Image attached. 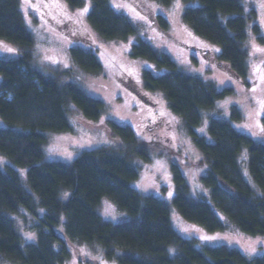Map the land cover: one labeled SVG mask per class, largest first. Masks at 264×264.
<instances>
[{"label":"trees","instance_id":"trees-1","mask_svg":"<svg viewBox=\"0 0 264 264\" xmlns=\"http://www.w3.org/2000/svg\"><path fill=\"white\" fill-rule=\"evenodd\" d=\"M60 1L69 12L85 3ZM91 1L88 22L105 40H128L139 34L138 28L112 7L111 0ZM152 1L168 5L172 0ZM184 3L186 29L220 51L192 45L186 48L247 87L253 86L256 77L260 80L264 72L250 75L245 49L250 28L264 42V28L256 12L247 10L242 0ZM23 4V0H0V41L24 50L16 59L0 57V118L7 124L0 127V156L8 161L5 169L0 166V262L66 264L71 258L70 246L84 244L99 246L105 258L117 264H264V255L251 258L228 244L199 248L197 239L177 231L170 205L144 195L135 186L140 170L134 158L150 162L152 155L143 145L137 146L134 129L124 119H109L108 126L132 146L127 152L96 148L83 152L70 165L46 159L49 134L73 132V107L91 121L100 120L109 111L103 101L78 85L63 83L39 69L32 51L36 41L25 23ZM47 18L71 41L70 55L80 69L91 74L104 71V64L89 48L88 34L66 15ZM150 20L159 30L168 31L163 16ZM130 56L147 61L157 71L165 70L162 74L144 70V88L165 95L171 111L185 119L188 133L203 155L200 164L206 173L201 182L210 193L206 199L210 197L212 202L191 196L188 179L173 163V205L178 214L209 232L224 231L230 223L248 236L264 237V144L231 122L215 118L209 122L207 136L197 132L205 113L233 90L220 91L212 82L186 74L171 55L142 39L133 44ZM107 199L128 219L106 221L100 211ZM27 216L37 232L36 242L25 243L16 225L14 217Z\"/></svg>","mask_w":264,"mask_h":264},{"label":"rangeland","instance_id":"rangeland-1","mask_svg":"<svg viewBox=\"0 0 264 264\" xmlns=\"http://www.w3.org/2000/svg\"><path fill=\"white\" fill-rule=\"evenodd\" d=\"M242 1L247 10L256 12V19L264 28V0ZM23 3L25 23L36 41L32 51L39 69L62 79L63 83L78 85L91 97L103 101L109 111L100 120L91 121L73 107L70 113L73 132L49 134L48 143L44 147L46 159L70 165L83 152L96 148L106 147L127 152L132 146L113 133L108 126L109 119H124L134 129L137 146L141 148L143 145L152 155L150 162L134 158V164L140 170V178L135 186L144 195H153L170 205L173 224L182 236L197 239L196 245L199 248L206 245L228 244L251 258L264 255V237L248 236L230 223H226L224 231L209 232L178 214L173 205L176 194V186L171 178L173 163L179 165L188 179L190 195L199 200L212 202L210 197L206 199L210 193L208 194V190L201 182L202 176L206 173V169L200 164L203 155L190 137L185 119L171 111L165 95L144 88V70L151 69L155 74H162L165 70L157 71L147 61L132 58L130 51L133 44L142 39L157 51L171 55L186 74L212 82L220 91L233 90L232 94L219 101L212 111L205 113L204 122L197 129L201 136H207L209 122L215 118L231 122L239 131L257 143L264 144V75L260 76V80L256 77L253 86L247 87L216 66L205 62L197 51L186 48L185 45H192L212 52L220 51L218 46L202 43L186 29L182 22V14L186 7L184 0H172L168 5L152 0H111L112 7L126 16L139 30L137 36L122 41L105 40L89 24L88 16L93 7L91 0H85L84 5L74 12H69L60 0H23ZM85 8L86 13L83 12ZM61 14L68 16L78 29L91 37L89 48L104 64L102 73H87L73 62L70 55L71 41L57 32L47 18ZM158 15L168 21V31L159 30L150 20ZM7 48L14 51L8 52ZM245 49L248 53L250 75L252 77L261 75L264 72V42L260 41L251 28ZM23 51L18 45L0 41L1 58L16 59ZM0 127H7L1 118ZM7 163L6 158L0 156V166L3 169ZM169 192L172 193L171 198ZM104 201L100 214L106 221L121 223L128 219L126 214L117 212L112 201L108 199ZM14 218L23 241L36 242L37 232L32 228L31 217ZM29 235L31 239L28 238ZM201 236L221 239L203 240ZM70 250L71 258L66 264H117L115 261L107 260L99 246L76 244L71 245ZM0 264L12 263L2 260Z\"/></svg>","mask_w":264,"mask_h":264},{"label":"snow or ice","instance_id":"snow-or-ice-1","mask_svg":"<svg viewBox=\"0 0 264 264\" xmlns=\"http://www.w3.org/2000/svg\"><path fill=\"white\" fill-rule=\"evenodd\" d=\"M83 12L86 13L87 12V8H85L83 10ZM81 14H83V13H81ZM6 50L8 52H13L14 51V49H11V48H7ZM65 66H67V65H65ZM201 131H203V129H201ZM171 195H172V193L169 192V198H171ZM184 231H187V229H184ZM28 238L31 239L32 238L31 235H29ZM200 238L203 239V240H218V239H221L220 237H208V236H201ZM252 251H254V249H252Z\"/></svg>","mask_w":264,"mask_h":264}]
</instances>
